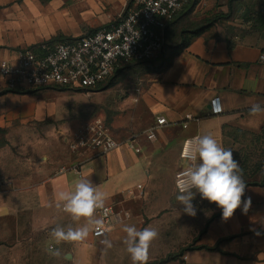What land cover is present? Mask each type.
<instances>
[{
	"label": "crops",
	"instance_id": "obj_1",
	"mask_svg": "<svg viewBox=\"0 0 264 264\" xmlns=\"http://www.w3.org/2000/svg\"><path fill=\"white\" fill-rule=\"evenodd\" d=\"M250 4L249 0H194L167 36L169 45L175 46L183 34L184 47L167 50L170 62L162 70L149 67L134 98L130 120L114 122L119 136L106 122L113 137L123 141L155 125L157 117L163 116L167 123L158 129L156 139L138 135L134 147L123 144L105 155L89 149L70 151L75 156L70 165L80 164L81 175L63 163L51 173H46L51 166H43L44 174L34 179L1 177L3 240L13 233L3 226L6 219H20L31 210L35 229L60 222L73 228L86 224L84 219L74 222L62 210V202L61 208L56 204L61 191L74 190L75 182L87 177L107 193L105 204L118 214L105 238L112 246L98 247L91 227L84 241L66 254L73 264H132L123 243L125 225L157 230L158 236L148 249L150 264L167 256L175 258L163 264H264V185L247 186L241 208L230 219L224 221L220 215L205 226L201 214H185L175 199V174L183 163L180 153L186 138L210 133L226 149L232 140L229 130L258 133L264 127V62L260 61L264 20L253 22L245 17L246 11L253 9ZM49 8V0H0V58H12L20 47L59 38ZM215 98L221 106L217 113L212 109ZM254 105L262 109L255 115L250 111ZM2 118L0 129L6 125ZM71 135L65 139L68 145ZM249 198L251 204L244 213L243 202ZM95 216L99 218L97 213ZM19 219L16 231L24 229ZM218 242L219 250L199 248Z\"/></svg>",
	"mask_w": 264,
	"mask_h": 264
},
{
	"label": "rangeland",
	"instance_id": "obj_2",
	"mask_svg": "<svg viewBox=\"0 0 264 264\" xmlns=\"http://www.w3.org/2000/svg\"><path fill=\"white\" fill-rule=\"evenodd\" d=\"M132 1L49 0L48 13L57 22L58 37L80 36L114 22ZM249 2L258 12L264 0ZM44 15L47 12L44 11ZM148 68L147 64L124 63L123 68L113 75L115 85L108 90H61L51 87L30 89V93L3 94L0 98V116L6 125L0 129V178L27 176L34 179L44 174L46 165L51 166L46 173L55 171L63 163L65 165L62 166L67 165L66 168L71 167L75 156L71 154L65 139L69 138L70 132L93 118L106 120L114 135L119 136L115 132L114 122L130 120L134 98ZM238 140L232 139L226 149L233 152V158L239 163L244 182L260 181L264 171V145L256 137L242 133ZM192 203L199 212L197 216L201 214L204 226L220 211L216 204L201 199L199 194ZM18 219L10 216L3 225L9 234L11 230L13 233L6 241L3 240L5 236L0 235V264H73L66 254L71 253L81 241L57 244L50 235L55 227L67 229L69 225L60 222L35 229V214L31 210L19 219L24 223V229L16 231ZM84 225L82 223L76 227ZM103 241L94 242L100 247ZM53 251L58 255H52Z\"/></svg>",
	"mask_w": 264,
	"mask_h": 264
},
{
	"label": "built area",
	"instance_id": "obj_3",
	"mask_svg": "<svg viewBox=\"0 0 264 264\" xmlns=\"http://www.w3.org/2000/svg\"><path fill=\"white\" fill-rule=\"evenodd\" d=\"M190 1L134 0L114 22L94 32L20 47L12 58H0V89L52 86L95 89L111 78L121 64L159 57L164 48L166 27ZM260 61L264 62V52L260 54ZM212 105L215 113L221 111L217 98L212 100ZM166 123L165 117H157L155 125L120 141L113 137L104 119L93 118L72 132L69 147L72 152L89 149L105 155L123 144L134 147L133 142L138 135H144L149 140L156 139L158 129ZM195 136L198 135L184 140L181 153L186 141ZM187 163L183 160L175 174V188L176 177L187 167ZM80 166L77 163L72 167L81 175ZM105 207L108 210L106 215L103 210L96 212L102 221L101 226L92 228L96 240H105L114 227V210L110 205L105 204ZM183 258L186 260L187 256Z\"/></svg>",
	"mask_w": 264,
	"mask_h": 264
},
{
	"label": "clouds",
	"instance_id": "obj_4",
	"mask_svg": "<svg viewBox=\"0 0 264 264\" xmlns=\"http://www.w3.org/2000/svg\"><path fill=\"white\" fill-rule=\"evenodd\" d=\"M250 111L255 115L262 109L254 105ZM181 158L188 163L176 177L178 194L175 199L179 205H183L184 213L196 216V208L192 201L199 194L201 199L216 204L222 210L224 221L230 219L235 211L241 208L246 188L240 165L233 158V152L222 147L209 133L186 141ZM107 198V193L101 191L87 177L76 181L74 190L61 191L56 207L61 208L62 202V210L68 213L74 222L78 223L84 219L86 224L76 228L69 225L67 229L57 226L52 229L51 237L57 244L84 240L91 227L102 225L101 219L96 218L95 214L98 210H103L104 214H107L108 210L105 207ZM250 204V198L243 202L244 213ZM123 231L126 233L123 243L132 264H147L148 249L158 236L157 230L151 227L138 230L134 225H125ZM103 243L106 247L112 246L108 240ZM51 254L58 255V252L53 251Z\"/></svg>",
	"mask_w": 264,
	"mask_h": 264
},
{
	"label": "trees",
	"instance_id": "obj_5",
	"mask_svg": "<svg viewBox=\"0 0 264 264\" xmlns=\"http://www.w3.org/2000/svg\"><path fill=\"white\" fill-rule=\"evenodd\" d=\"M194 2V0H191L190 3L188 5H186L183 10L181 12H179L176 17L174 18V20L172 22H170L168 24V26L166 27L165 29V34H164V48L161 52V54L159 55V57L153 59V60H149V61H145V62H128V63H135V64H147V67H156L157 69L159 70H162L163 68L167 67L169 65V62H170V59H169V55H168V49H181L182 47H184L186 41H185V37L183 34H181V42H179V44L175 45V46H171L169 45V43L167 42V36L169 34V30L171 29V26L173 24L176 23V21L179 19V16L188 8L190 7V5ZM252 5L250 4V7ZM249 7V6H247ZM127 9V8H126ZM125 9V10H126ZM246 18L250 19V20H253V22H262L264 20V2L262 3V6L261 8L258 10V12H255L253 9H248V11H246V15H245ZM109 25V24H108ZM108 25H105V26H108ZM95 30H92L90 32H94ZM88 32V33H90ZM62 39H65V38H62V37H59V38H56L54 40H51V42L53 41H57V40H62ZM124 64V63H123ZM123 64H121V66H119L117 68V70L115 71L118 72L120 69L123 68ZM149 69V68H148ZM114 73V74H115ZM116 81L115 79L113 78V76L111 78H109L106 82H103L102 84H99L97 86V88L95 89H107V88H110L112 87L113 85H115ZM54 88H57V89H61V90H68L70 88H67V87H57V86H52ZM47 88H51V87H47ZM35 90L37 89H42V88H34ZM76 89H81L83 91H88V90H94V89H84V88H76ZM30 89H16V90H9V89H0V95H3L5 93H8V92H21V93H30ZM242 133L245 134V135H249V136H253V137H256L258 140H261L262 144L264 145V127L262 128V130L258 133H254V132H249V131H244V130H239V129H231L228 131V135H230V137L234 140V141H240L238 140V137H239V134ZM263 164V163H262ZM259 165V169H261V165ZM246 184V187L249 186V185H264V171L262 172V176H261V180L260 181H246L245 182ZM244 197V196H243ZM242 197V198H243ZM220 215H222V210L220 209V211L215 214L213 216L212 219L214 218H217L219 217ZM227 238L225 239H222L220 240V242H223L225 241ZM220 242H218V244H216L215 246H208V245H201L199 246V248H205V249H208V250H219V244ZM175 256H167L165 257L164 259L160 260L159 262H156L154 264H163L165 262H167L168 260H171V259H174ZM147 264H150V263H147Z\"/></svg>",
	"mask_w": 264,
	"mask_h": 264
}]
</instances>
